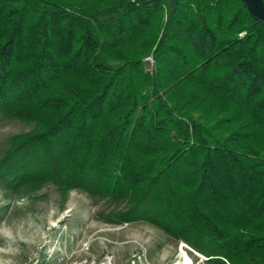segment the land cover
<instances>
[{"label": "trees", "instance_id": "trees-1", "mask_svg": "<svg viewBox=\"0 0 264 264\" xmlns=\"http://www.w3.org/2000/svg\"><path fill=\"white\" fill-rule=\"evenodd\" d=\"M0 118L34 125L8 188L85 191L207 264H264V21L242 0H0Z\"/></svg>", "mask_w": 264, "mask_h": 264}, {"label": "rangeland", "instance_id": "rangeland-1", "mask_svg": "<svg viewBox=\"0 0 264 264\" xmlns=\"http://www.w3.org/2000/svg\"><path fill=\"white\" fill-rule=\"evenodd\" d=\"M33 128L19 120L0 118V161L11 139ZM125 208V204L80 190L71 191L64 199L54 183L18 192L0 181V264L183 262L181 252L187 244L155 226L105 221L110 213ZM189 248L185 251L195 264H207L205 256Z\"/></svg>", "mask_w": 264, "mask_h": 264}, {"label": "water", "instance_id": "water-1", "mask_svg": "<svg viewBox=\"0 0 264 264\" xmlns=\"http://www.w3.org/2000/svg\"><path fill=\"white\" fill-rule=\"evenodd\" d=\"M257 19L264 21V0H242Z\"/></svg>", "mask_w": 264, "mask_h": 264}, {"label": "bare ground", "instance_id": "bare-ground-1", "mask_svg": "<svg viewBox=\"0 0 264 264\" xmlns=\"http://www.w3.org/2000/svg\"><path fill=\"white\" fill-rule=\"evenodd\" d=\"M186 248V247H185ZM185 248L183 247V251L181 252L182 253V258H183V262L180 263V264H195L192 259L190 258V256L188 255V253H186L185 251ZM181 257V256H180Z\"/></svg>", "mask_w": 264, "mask_h": 264}, {"label": "built area", "instance_id": "built-area-1", "mask_svg": "<svg viewBox=\"0 0 264 264\" xmlns=\"http://www.w3.org/2000/svg\"><path fill=\"white\" fill-rule=\"evenodd\" d=\"M144 62L149 66V70L153 69L155 62H154V59H153L152 56H149V57L145 58ZM184 247H186V249H190L187 245H185ZM204 260H207V259L204 258Z\"/></svg>", "mask_w": 264, "mask_h": 264}]
</instances>
